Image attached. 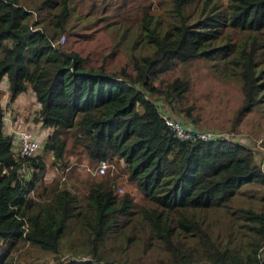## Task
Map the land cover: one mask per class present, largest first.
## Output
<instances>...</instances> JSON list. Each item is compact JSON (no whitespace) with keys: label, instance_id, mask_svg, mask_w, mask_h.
Here are the masks:
<instances>
[{"label":"trees","instance_id":"obj_1","mask_svg":"<svg viewBox=\"0 0 264 264\" xmlns=\"http://www.w3.org/2000/svg\"><path fill=\"white\" fill-rule=\"evenodd\" d=\"M82 1L37 0L27 6L21 0H0V82H6L11 102L24 101V91L34 94L39 102L34 119L42 126L37 131L30 121L40 144L32 154H18L12 148L13 135L5 131L3 116L15 118L0 105V241L25 240L34 255L43 251L59 258L69 219L75 216L79 222L82 217L90 235L67 249L89 257L75 255L59 264H131L125 250L130 241L125 242L120 256L106 263L101 260L103 238L122 225L134 206L128 192L118 195L105 178L91 182L87 197L92 211H87L78 208L72 190L56 182L36 190L45 168L42 150L51 151L54 163L67 164L64 154L67 139H71L91 161L114 155L125 161L128 179L153 204L141 206V217L161 245L164 264H264V210L236 202L244 186L264 185V168L250 146L234 139L235 116L231 112L226 122L209 116L201 123L193 110L198 103L186 102L188 76L174 75L159 85L154 82L176 62L219 58L221 72L240 82L236 118H241L260 101L264 89L263 61L257 58L260 46L264 58L260 43L264 0H227L226 4L220 0H165L164 19L146 6L135 7L139 36L150 49L132 54V68L119 71H108L103 63L90 65L77 50H66L52 40L59 34L63 40L67 37L71 18L78 17L72 3L77 6ZM100 2H90L87 11L105 17L117 10L115 0ZM129 5L125 4V19ZM33 13L38 18L31 22ZM226 27L244 34L232 35ZM151 94L165 100L176 113L187 114L186 125L232 134L222 132L209 139L178 137L165 123L161 104ZM25 163L31 167V175H20L19 167ZM220 207L237 223L236 227L230 225L228 238L246 233L248 242L222 244L218 240L221 233L212 237L199 210ZM132 237L130 232L126 234V239ZM123 238L118 236V240ZM244 246L243 253L239 252ZM148 247V243L141 247L142 255L148 254ZM4 256L5 249L0 261ZM3 264L13 262L5 257Z\"/></svg>","mask_w":264,"mask_h":264},{"label":"rangeland","instance_id":"obj_2","mask_svg":"<svg viewBox=\"0 0 264 264\" xmlns=\"http://www.w3.org/2000/svg\"><path fill=\"white\" fill-rule=\"evenodd\" d=\"M36 1L21 0L27 6H32L31 4ZM100 1L84 0L77 6H75V3H72L78 17L73 16L71 18L69 22L70 26L68 24L69 32L68 35L66 34L67 37L64 40H61L60 34L56 35L52 40L61 48L77 50L90 65L98 66L103 63L108 71H119L121 68L129 70L132 68L130 56L136 53H145L150 49V46L141 39L143 37L141 35L139 36L138 25H136L138 11L135 10V7L146 6L154 15L161 16L164 19L167 15L164 6L166 5L164 3L165 0H115L117 10H114L112 14L105 15V17H98L99 14L91 15L87 11L90 2L102 4ZM220 1L223 4L227 3V0ZM127 3L131 5H129L128 12L126 13L129 17L125 19L124 12L125 4ZM104 8L108 7L104 5ZM36 18H38V13H33L31 22ZM225 30H229V33L232 35H235V32L238 36L244 34V31L238 29L233 30L226 27ZM135 40L137 42H134ZM260 43L264 48V31H260ZM262 51V47H258L257 58L262 59V66L264 67V58L261 56ZM222 67L223 62L219 58L211 60L195 58L186 63L176 62L171 70L161 73L154 82L159 85L174 75H180L182 77L188 76L190 85L186 93V102L198 103V107L193 110L200 118L201 123L209 116L219 118L224 122L230 121L229 117L232 112V115L235 116L237 126L235 130L237 132L232 131L234 133V139H240L250 146L256 162L264 168V89L261 92L260 101L248 112H245L241 118H236V109L241 103L240 82L238 79L229 78L223 74L221 72ZM5 84V81L0 82V105L3 106V110H9L15 120H21L22 124H28L30 121H33L36 124L35 129L37 128V131H41V122L34 119L36 107L39 105L34 94L24 91V101H20L18 104L14 103V100L11 102L8 99L9 91ZM28 87L30 88V86ZM150 97L155 98L161 104V107H159L161 110L174 116L181 122L189 124L187 114L185 115L184 112L176 113L165 100L156 97L154 94H151ZM16 105L21 108L17 109ZM198 127L204 126L200 125ZM46 130L49 131L51 129L46 127ZM228 132L223 133L230 136L232 133ZM42 155L44 156L45 168L42 179L37 181L36 190L38 192L44 186L49 188L50 185H54L56 182L60 186L68 187L76 194L78 208L92 211L87 197L90 183L105 178L109 180L111 187L118 195L128 192L132 197L134 206L130 214L123 218L122 225H119L120 227L116 229L114 227L103 238L102 245L105 251L102 252L103 258L101 260L106 263L107 259L120 256L125 242L130 241V243H126L125 250L130 253L132 259L130 261L131 264L165 263L166 256L160 252L162 250L161 245L152 238L146 221L141 217V206L153 204L146 199L135 183L128 179V167L122 158L116 155L108 156L111 164L108 171L100 174L96 173L95 167L97 161L88 159L82 147L78 146L75 148L71 139H67L64 154L67 164L60 165L58 170L54 167L55 163L51 151L42 150ZM67 165L70 166L65 169ZM63 174L64 177H62ZM33 196L37 197V194L35 193ZM236 202L251 203L256 208L264 210V185L250 184L244 186L237 196ZM222 208H205L199 210L200 216L207 226L205 228L210 229L213 238H216L218 233H221L218 240L222 244L229 243L233 245L237 243L239 246L242 242H248L249 235L246 233L244 237L242 233H238L232 236V238H228L232 235L229 231L231 229L230 225L236 227L237 223L234 220V216H230L228 213L226 214ZM240 229L243 228L240 227ZM129 232L133 237L128 240L126 239V234ZM120 234L124 236L122 240H118ZM89 235V226L85 222V219L81 217L78 222L74 216L69 219L67 227L62 234L59 258H54V253L52 255V253L43 251H41L39 256L34 255L29 249H33L32 245L25 240H18L11 244L2 240L0 241V252L5 249L4 258L10 259L13 264H59V260L75 255L84 258L89 257V254H84L83 252L76 253L67 249L68 246L87 239ZM135 242L137 245H134ZM146 243L149 245L148 254L142 255L141 247ZM85 246H87L85 248L86 252L88 244ZM245 248V246L240 248L239 252L243 253ZM4 258L0 261V264H3Z\"/></svg>","mask_w":264,"mask_h":264},{"label":"built area","instance_id":"obj_3","mask_svg":"<svg viewBox=\"0 0 264 264\" xmlns=\"http://www.w3.org/2000/svg\"><path fill=\"white\" fill-rule=\"evenodd\" d=\"M61 40H63L62 36ZM161 114L165 123L173 129L178 137H181L183 139H209L217 137L222 133L221 131L215 129L186 125L179 119L167 114L166 112H162ZM3 117L6 122L5 128L7 129V132L13 135L14 144H12V148L15 150V152L22 155L34 153L40 143L38 142V140H36L35 133L32 128L33 123L22 124L21 120L14 121L8 116V114H4ZM14 125H16L17 127ZM59 166L60 165L58 163L54 164V167L57 168V170ZM69 166H65V169H67ZM110 166L111 164L109 160L107 158H102L98 161L95 167V172H107ZM38 168L39 167H35L36 170H38ZM19 172L20 175H31V167H29L26 163L20 165ZM62 177H64V174L62 175Z\"/></svg>","mask_w":264,"mask_h":264},{"label":"clouds","instance_id":"obj_4","mask_svg":"<svg viewBox=\"0 0 264 264\" xmlns=\"http://www.w3.org/2000/svg\"><path fill=\"white\" fill-rule=\"evenodd\" d=\"M160 112L162 113V112H165V111H163V110H161L160 109ZM170 115V114H169ZM161 116H162V114H161ZM163 117V116H162ZM169 126V125H168ZM173 130V129H172ZM108 159V158H107ZM56 163H58V162H56ZM97 163H98V161H97ZM59 164V163H58ZM60 165V164H59Z\"/></svg>","mask_w":264,"mask_h":264}]
</instances>
